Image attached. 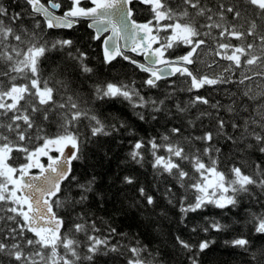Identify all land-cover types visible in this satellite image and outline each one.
<instances>
[{
    "label": "snow or ice",
    "instance_id": "snow-or-ice-1",
    "mask_svg": "<svg viewBox=\"0 0 264 264\" xmlns=\"http://www.w3.org/2000/svg\"><path fill=\"white\" fill-rule=\"evenodd\" d=\"M17 7L9 12L0 2V264H98L110 253L125 264H166L139 234L88 211L89 200L103 201L105 193L96 176L81 182L73 161L101 138L118 148L127 140L121 163L152 169L151 188L140 184L127 208L167 219L163 209L155 212L164 201L185 228L190 216L210 207L243 209L248 230L224 243L239 250L242 264H264V0H17ZM137 11L147 16L139 20ZM82 20L94 30L89 41L100 42L102 67L111 69L119 58L144 78L100 79L76 41L45 33ZM180 46L186 50L175 55L171 50ZM53 52L62 63L45 76L41 66ZM76 73L91 81L81 82L86 93L70 87L67 76ZM221 89L230 102H213ZM96 102L126 103L137 126L118 112L98 111ZM162 118L163 132L137 134ZM221 139L231 145L226 158L217 147ZM250 152L260 155L252 161ZM121 184L134 186L137 177L125 175ZM222 218L203 216L188 239L172 237L186 264H201L215 243L207 235L197 239L200 233H227L241 223Z\"/></svg>",
    "mask_w": 264,
    "mask_h": 264
},
{
    "label": "trees",
    "instance_id": "trees-1",
    "mask_svg": "<svg viewBox=\"0 0 264 264\" xmlns=\"http://www.w3.org/2000/svg\"><path fill=\"white\" fill-rule=\"evenodd\" d=\"M6 7H8L9 12L20 11L17 7V0H0ZM216 0H212L214 4ZM235 3L238 0H225V3ZM19 3H23V0H19ZM139 8V6H137ZM137 19L142 20L147 16L146 12L137 11ZM45 33H51L52 37H66L71 38L77 42L78 47H83L89 55L90 65L97 69L100 79H111L116 77L117 79H135L137 82L144 78V74L135 71L131 65L122 59H117L114 62V67L111 69L101 66L102 61V51L100 47V42H91L88 37L93 33L86 23L81 21L73 29H45ZM184 52V46H180L171 51ZM203 58V57H202ZM62 63L61 55L59 53L53 52L49 54V58L41 66L42 72L45 76L51 75L53 68L57 64ZM257 71L261 69H256ZM57 79L65 78L59 74L56 75ZM67 79L71 81L70 87L75 90L82 92H87V88H81V82L90 84L91 81H85L84 77L78 73L67 76ZM178 86L180 81H177ZM255 83L259 84L260 81ZM155 95V91L149 93ZM201 95H209L207 90H201ZM181 99H187L186 93H179ZM213 102L216 99L222 100L224 103L230 102L227 97L223 94V89L219 92L212 93ZM97 110L104 111L105 115L109 112H118L128 120L130 124L134 127L137 126L135 116L132 115L131 109L128 108L127 104H120L116 102L113 107L108 108L106 104L102 102H96ZM227 118V116H225ZM207 122V121H206ZM174 123L179 124V120L174 121ZM163 124V118L160 124L148 125L145 124L137 128V134L143 135L145 130H147L149 135H154L158 132H163L164 128L161 127ZM49 132H55V125L49 126L47 122L43 125ZM171 125L169 124V127ZM229 132L231 129L228 130ZM217 147L222 149L223 157L226 158L231 155L230 148L231 145L221 139L217 144ZM127 140L124 141V146L118 148L117 145L112 141L111 138H101L99 146L89 145L88 150L85 153L84 158L73 161L74 174L81 181L84 182L90 179L92 176L97 178V190L104 192V200L100 201L98 198H91L89 200L87 209L88 211L95 214L98 218H103L111 222L112 226L116 227L119 231L128 232L132 234H139V238L144 242L150 244V246L155 250L158 249L160 256L166 262V264H186L184 258L177 254V250L173 248V240L176 234H182L185 239L189 238V231L194 223H202L203 216H216L218 219L222 218L223 223L231 224L233 219H239L240 224L233 225L227 233L217 234L215 232H210L208 234L200 233L197 239H202L207 235V238L214 240L215 243L212 245L211 249L201 256V264H242L244 257L240 254L238 249H231L227 247L224 243L225 240H230L233 236L239 232H246L248 226L244 224L243 209H233L231 212L221 213L219 210L212 209L211 207L207 209L202 214L194 215L189 217L188 228H185L179 223V213L177 209L166 206L164 201H161L156 213H159L162 209L167 212V219H160L152 213L151 209L138 210L127 208V202L135 197V189L140 185L144 184L151 188L152 180V169L146 163L144 168H139L135 165L126 166L121 163L125 159V154L127 152ZM56 155V153H54ZM259 153L249 154V159L255 161L259 156ZM22 159L21 157H18ZM46 160V158H45ZM135 175L137 177V184L134 186H125L121 184V179L125 175ZM66 192L69 191L68 186L65 185ZM75 192L76 189L73 186L71 189ZM244 204H248V200L243 201ZM79 211V209H77ZM258 210V209H256ZM143 212V215L141 214ZM240 212L239 216L235 213ZM146 217H154L159 221L158 224H151ZM98 227H104L99 220L97 221ZM159 228V231L155 230ZM81 239L83 237L81 236ZM114 239H119L115 237ZM98 264H125L124 257L118 253H110L107 256H102L99 259Z\"/></svg>",
    "mask_w": 264,
    "mask_h": 264
},
{
    "label": "flooded vegetation",
    "instance_id": "flooded-vegetation-1",
    "mask_svg": "<svg viewBox=\"0 0 264 264\" xmlns=\"http://www.w3.org/2000/svg\"><path fill=\"white\" fill-rule=\"evenodd\" d=\"M88 6H90V5H88ZM57 14H60L59 12L57 13ZM83 22H85L86 23V25L88 24V21L87 20H82ZM81 22V21H80ZM91 30V29H90ZM186 50V49H185ZM131 55H133L134 56V58H136L137 60H139V61H142L143 60V57H141V56H136V54H134V53H130ZM174 54L175 55H182L183 54V52H179V51H174ZM43 162L46 164V160H45V158L43 159ZM36 170H33V172H35Z\"/></svg>",
    "mask_w": 264,
    "mask_h": 264
},
{
    "label": "water",
    "instance_id": "water-1",
    "mask_svg": "<svg viewBox=\"0 0 264 264\" xmlns=\"http://www.w3.org/2000/svg\"><path fill=\"white\" fill-rule=\"evenodd\" d=\"M90 21H88V23H89ZM92 30V29H91ZM92 31H94V30H92ZM101 51H102V49H101ZM102 55H103V53H102ZM140 62H144V58H143V60L142 61H140ZM57 155H59L58 153H56Z\"/></svg>",
    "mask_w": 264,
    "mask_h": 264
}]
</instances>
